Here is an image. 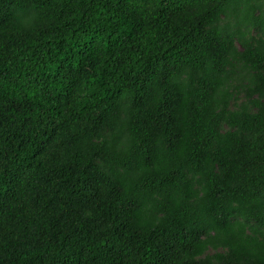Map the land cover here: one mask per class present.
Here are the masks:
<instances>
[{"label": "trees", "instance_id": "obj_1", "mask_svg": "<svg viewBox=\"0 0 264 264\" xmlns=\"http://www.w3.org/2000/svg\"><path fill=\"white\" fill-rule=\"evenodd\" d=\"M0 264H264V0H0Z\"/></svg>", "mask_w": 264, "mask_h": 264}, {"label": "rangeland", "instance_id": "obj_2", "mask_svg": "<svg viewBox=\"0 0 264 264\" xmlns=\"http://www.w3.org/2000/svg\"><path fill=\"white\" fill-rule=\"evenodd\" d=\"M245 100L244 94H238L236 96V103L237 105H240Z\"/></svg>", "mask_w": 264, "mask_h": 264}]
</instances>
